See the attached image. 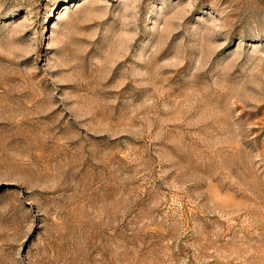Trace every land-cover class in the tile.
Listing matches in <instances>:
<instances>
[{
  "label": "rangeland",
  "instance_id": "rangeland-1",
  "mask_svg": "<svg viewBox=\"0 0 264 264\" xmlns=\"http://www.w3.org/2000/svg\"><path fill=\"white\" fill-rule=\"evenodd\" d=\"M0 264H264V0H0Z\"/></svg>",
  "mask_w": 264,
  "mask_h": 264
}]
</instances>
